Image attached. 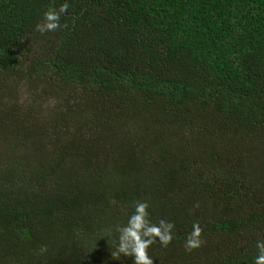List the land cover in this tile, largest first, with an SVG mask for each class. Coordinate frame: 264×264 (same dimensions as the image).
Listing matches in <instances>:
<instances>
[{
  "label": "trees",
  "instance_id": "1",
  "mask_svg": "<svg viewBox=\"0 0 264 264\" xmlns=\"http://www.w3.org/2000/svg\"><path fill=\"white\" fill-rule=\"evenodd\" d=\"M63 2L0 0V264H133L111 252L137 200L175 224L154 264H253L264 0H68L36 31Z\"/></svg>",
  "mask_w": 264,
  "mask_h": 264
},
{
  "label": "clouds",
  "instance_id": "2",
  "mask_svg": "<svg viewBox=\"0 0 264 264\" xmlns=\"http://www.w3.org/2000/svg\"><path fill=\"white\" fill-rule=\"evenodd\" d=\"M69 7L68 0H64L59 8L50 7L43 13V21L36 25V31L43 34L61 28V16L68 12ZM150 207L147 200H137L126 223L116 226L118 243L115 244V251L111 252L112 257L118 259L123 254L130 257L133 264H154V259L149 254L151 246L159 242L162 246L167 247L172 243L175 224L166 219L154 222L151 218ZM202 235L203 228L200 222L194 221L192 231L187 234L185 240V249L192 251L200 248L204 243ZM106 236L110 238L111 231L106 233ZM256 249L257 254L253 257V264H264V240H257ZM40 251L46 252L47 247H42Z\"/></svg>",
  "mask_w": 264,
  "mask_h": 264
},
{
  "label": "rangeland",
  "instance_id": "3",
  "mask_svg": "<svg viewBox=\"0 0 264 264\" xmlns=\"http://www.w3.org/2000/svg\"><path fill=\"white\" fill-rule=\"evenodd\" d=\"M54 104V101H52L51 100V102L50 103H46L43 107H44V109H47L48 107H51V104Z\"/></svg>",
  "mask_w": 264,
  "mask_h": 264
}]
</instances>
